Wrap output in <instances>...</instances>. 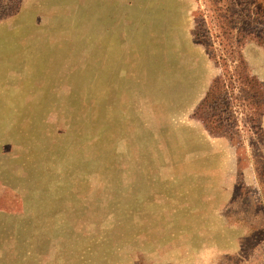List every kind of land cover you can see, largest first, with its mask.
Returning <instances> with one entry per match:
<instances>
[{
	"label": "rangeland",
	"instance_id": "1",
	"mask_svg": "<svg viewBox=\"0 0 264 264\" xmlns=\"http://www.w3.org/2000/svg\"><path fill=\"white\" fill-rule=\"evenodd\" d=\"M208 15L0 0V264H264V143L193 117ZM242 53L264 84V46Z\"/></svg>",
	"mask_w": 264,
	"mask_h": 264
},
{
	"label": "trees",
	"instance_id": "2",
	"mask_svg": "<svg viewBox=\"0 0 264 264\" xmlns=\"http://www.w3.org/2000/svg\"><path fill=\"white\" fill-rule=\"evenodd\" d=\"M206 1L210 19L201 41L220 71L212 78L193 117L210 134L232 140L240 137L241 126L262 145L264 84L251 72L242 48L248 41L264 46V0ZM198 12L205 16L204 10Z\"/></svg>",
	"mask_w": 264,
	"mask_h": 264
}]
</instances>
